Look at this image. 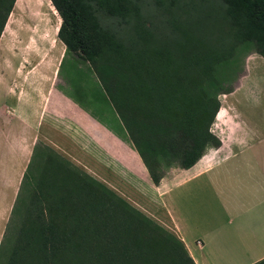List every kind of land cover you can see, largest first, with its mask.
Instances as JSON below:
<instances>
[{
  "label": "trees",
  "instance_id": "obj_1",
  "mask_svg": "<svg viewBox=\"0 0 264 264\" xmlns=\"http://www.w3.org/2000/svg\"><path fill=\"white\" fill-rule=\"evenodd\" d=\"M49 1L56 37L89 64L153 184L161 161L186 169L219 145L223 80L247 43L264 58V0ZM14 2L0 0V34ZM48 152L22 175L0 264H194L173 234Z\"/></svg>",
  "mask_w": 264,
  "mask_h": 264
},
{
  "label": "crops",
  "instance_id": "obj_2",
  "mask_svg": "<svg viewBox=\"0 0 264 264\" xmlns=\"http://www.w3.org/2000/svg\"><path fill=\"white\" fill-rule=\"evenodd\" d=\"M45 15L36 12L29 29L26 17L24 29L9 18L0 34V240L22 175L42 145L149 218L161 215L195 264H218L216 257L229 259L224 264L264 262V87L253 94L254 77H238L218 99L219 145L154 185L89 64L56 37L57 20L48 22L53 30L37 31ZM64 61L67 74L60 73Z\"/></svg>",
  "mask_w": 264,
  "mask_h": 264
},
{
  "label": "rangeland",
  "instance_id": "obj_3",
  "mask_svg": "<svg viewBox=\"0 0 264 264\" xmlns=\"http://www.w3.org/2000/svg\"><path fill=\"white\" fill-rule=\"evenodd\" d=\"M18 3L19 4L16 7V9H14V7H13V9L11 8L12 11H11L9 17H8V20L10 18L12 21H16L17 23L20 24V26L16 27V29H20V28L24 29V20L22 19L23 17L27 18V21H26L27 29L31 28V26L34 25L32 20L36 17L35 14L38 11H42V12H44V14L47 11V15L43 16V19H40V21H41L40 25L36 26L37 27V31H38V29H41V28H44V27H46L47 29H51V27L48 24V22H49V20L51 18H54V19L57 20L55 29L57 28V26H58V24L60 22V19H59L57 13L55 12L54 8L50 4L49 0H25L24 2H22V0H19ZM13 6H15V4ZM16 29L14 27H12V29H10L8 31V33L12 32V31H14ZM51 30H53V29H51ZM4 37L5 36H3V37L1 36V41L4 39ZM16 39L18 40V42H20V38L16 37ZM23 43H25V42H23ZM236 60L237 61H235L234 65L231 67V69L229 71L230 72L229 77H227L225 80H223V83H222L223 92L230 91L232 89L233 83L235 82V80L238 77H254V80L256 81V84H252V87L248 88V89H250L253 92V94L256 91L257 92L259 91L258 93H260L261 90H262V87H264V60L258 54L256 55V53L253 51L252 45L249 44V43H247L244 48L239 50V52L237 54V57H236ZM68 70L69 69L67 67V63L64 61L63 65L61 67V72L60 73L61 74H67ZM71 75H72V77H78V78H80L82 76V74H80V72H78V71L77 72H75V71L71 72ZM250 81H253V80L250 79ZM90 88H91L90 89L91 93L94 91V89H96V87L94 89H92L93 86H91ZM221 94L222 93L218 94V96H217L218 99H219ZM94 96L98 99V96L95 93H94ZM253 105L254 104L251 103L249 106H253ZM261 107L262 106L258 105V104H257V106L254 107V109L256 111V114H257V111H259ZM94 109H95V106H94ZM213 122H214V120H213ZM213 122H212V124L210 126V130L214 134V132H213ZM48 153L49 152H48L46 147H44L42 145H38L37 150L34 153V158L36 157L35 160L33 159L34 160V162H33L34 163V168H33V171H31V172L37 174V173H39L41 171V168H42L41 165L43 163V159ZM160 166H161V169H162V176H164L166 174H169L170 170L172 168L173 169L180 168L175 163H172V164L169 165V167H166L165 166V162H163V161H161ZM148 177H149V175H148ZM149 180L152 183L150 177H149ZM159 181H160V179H159ZM127 188H128V192H129V190L132 189V186H125L124 188H122V190H125ZM130 196H132L131 192H130ZM132 207H134V206H132ZM178 208H179V205H178ZM18 220H19V218H18ZM151 220L156 225L161 227L163 230L167 231L168 233H171L170 230L163 223H161V222H163V217L161 215L158 217V219H156L154 217V219L152 218ZM185 250H186V248H185ZM186 252H187V250H186ZM187 254H188V252H187ZM190 258H191V256H190ZM222 258H224V259H222ZM207 260L208 261H212L210 258H207ZM216 260H217L218 264H224V261L226 260V262H227L229 259H227L226 257H216ZM192 261H193V259H192ZM194 264H195V262H194ZM226 264H228V263H226ZM260 264H264V262H262Z\"/></svg>",
  "mask_w": 264,
  "mask_h": 264
}]
</instances>
